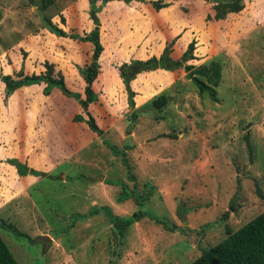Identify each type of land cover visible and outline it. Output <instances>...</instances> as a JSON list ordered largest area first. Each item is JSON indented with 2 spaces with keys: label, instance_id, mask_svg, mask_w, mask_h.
<instances>
[{
  "label": "rangeland",
  "instance_id": "374dc122",
  "mask_svg": "<svg viewBox=\"0 0 264 264\" xmlns=\"http://www.w3.org/2000/svg\"><path fill=\"white\" fill-rule=\"evenodd\" d=\"M74 1L44 6V0H0V73L16 77L21 70L40 73L46 61L68 63V88L84 97L76 65L90 62L91 44L61 39L44 23L45 16L53 17L60 26L63 15L64 29L86 32L94 20L89 0L88 7L79 0V17L70 13L69 21L63 10ZM178 4L179 11L156 12L162 43L175 39L181 55L173 50L172 56L178 59L196 39L197 58L189 64L221 63L218 101L201 92L183 68L171 72L174 81L160 85L156 82L168 79V70L142 72L135 78L141 89L136 106L164 91L168 103L144 107L135 123L125 87L104 89L100 82L99 100L90 111L104 136H89L87 123L70 119L78 122L75 130L83 140H90L76 153L75 144L62 146L59 138L61 128L69 126V102L75 116L82 112L74 97L63 91L45 95V84L7 96L0 79V234L20 264H189L224 240L229 229L264 211V0H246L241 12L219 21L206 19L214 12L207 0ZM119 9L120 17L128 10ZM82 11L86 19L79 21ZM124 17L109 14L107 42L114 26L128 30ZM185 24L187 37L186 27L177 33ZM155 53V47L137 54L107 47L102 77L115 78L109 68L115 61L117 68L126 58ZM12 158L50 175L28 183L8 161ZM138 213L139 220L121 232L115 218L128 221Z\"/></svg>",
  "mask_w": 264,
  "mask_h": 264
},
{
  "label": "trees",
  "instance_id": "16d2710c",
  "mask_svg": "<svg viewBox=\"0 0 264 264\" xmlns=\"http://www.w3.org/2000/svg\"><path fill=\"white\" fill-rule=\"evenodd\" d=\"M44 6L51 3L53 0H44ZM112 0H103V4L98 6L97 0H89L91 12L98 13L102 10L103 5ZM129 4L135 0H122ZM150 3L157 11L173 5L177 0H136ZM212 3L213 13H209L207 20H225L230 14L241 12L246 6V0H207ZM2 11L0 10V17ZM61 16V22L66 24V19ZM45 28L60 37H67L83 42H90L92 45V55L90 62L84 66L76 65L81 76L83 77L84 97L81 92L72 91L68 88L65 74L53 62H45V70L40 73L24 74L21 70L17 76L12 74L0 73V79L5 83L7 96L11 95L15 90L34 84H45L44 94L49 95L54 88L63 91L64 94L74 97L82 107V112L76 114L75 121L85 122L89 128L98 134L100 137L104 136V130L98 124L96 117L90 111V105L99 100V95L94 89V83L102 72L101 56L105 50L104 44L101 40V20L98 15L94 20L95 26L83 34L68 31L59 26L53 21V17L44 18ZM175 39L168 42L162 53L152 55L147 59L132 58L128 61L122 62L117 66L119 76L121 77L125 91L127 93L128 107L131 111L129 119L132 117L134 122L141 116L144 107L154 106L163 108L168 103L167 91L162 92L148 100L141 107L136 106L135 97L137 92L132 88L131 82L142 72L155 71L158 69L173 71L183 68L186 71L188 78H195L194 81L198 85L201 92L209 93L213 101H218L217 87L221 83L222 65L216 60L210 61L209 64H202L195 66L189 64L188 61L196 59L195 50L197 40L193 39L183 52L182 56L175 59L172 56L174 50ZM26 55V52H24ZM247 147L250 151V156L253 154V145L247 136ZM13 164L20 176L34 175L46 176L50 175L48 172L37 170L30 167L27 163H23L18 158L8 160ZM134 177V176H133ZM142 214H135L129 220L125 221L116 217L117 226L121 232H124L135 221L139 220ZM224 240L203 251L202 255L193 260L189 264H264V211L256 216L254 219L243 225L237 230L229 229ZM0 264H20L10 250L7 242L0 234Z\"/></svg>",
  "mask_w": 264,
  "mask_h": 264
},
{
  "label": "crops",
  "instance_id": "0c3cea01",
  "mask_svg": "<svg viewBox=\"0 0 264 264\" xmlns=\"http://www.w3.org/2000/svg\"><path fill=\"white\" fill-rule=\"evenodd\" d=\"M146 1H150V0H146ZM179 1L180 0L174 1L173 5H171L170 7L165 8V9H172L173 12L175 11V9L178 10L179 9V4H178ZM87 2H88V0H83L84 6L88 7V3ZM78 3H79V0H76V1L72 2L71 4H69L63 10L64 13H66L65 16L68 18V20H69V17L67 15L70 14V13H71L70 16H72V14H73V15H76L75 16L76 18H77V16L79 17V15H78L79 13H77L79 10H77V9L80 6H79ZM119 8L128 9L127 11H123L124 15H122V16H125L124 19H126V20L129 19L128 30H126L128 33H126V31L121 33L120 29L118 27L114 26L113 30H111V33H110L112 35V38H111L110 41L107 42L106 37L104 35V27L106 25V21L105 20L108 19L109 14H111V16H113V18L117 17L118 20L122 19L121 18L122 16L120 17V13L121 12L120 13L118 12L120 10ZM156 12H157V10L150 3L136 1V0L132 1L129 4L125 3L122 0H112V1L108 2L107 4H105V6L103 7V10L101 11V13H98V16H99V18L101 20V23H102V26H101V40H102V42L104 44L105 50L107 49V47H110L111 50H114L116 52H120V51L133 52V51H135V54H137L141 50H151L152 47H155L156 48V53L155 54H151V56L152 55L159 56L162 53L165 45L162 43L161 29H160L161 27L157 23L158 19H157V13ZM82 19H86V15H85L84 11H82V14L80 16L79 21H81ZM89 25L90 26H89V28L86 29V31H90L95 26L94 20ZM131 25H134V27H131ZM60 26L64 27L63 23ZM187 26H188V24H185L184 26H181L180 27L181 29L179 28V31L177 33L182 31L186 27V31H184L185 32L184 35L187 37V35L189 33V31H187ZM67 27H69L68 24H67ZM66 38L67 37H61V39H66ZM67 39L69 41H71L72 43L79 42V40H74V39H71V38H67ZM173 55H175V56L181 55V51L177 50L176 46H175V50L173 52ZM131 56L134 57L135 55L133 54ZM149 57H150V55L147 56V58H149ZM137 58H139V57H137ZM129 59L130 58H126L125 60H129ZM140 59H143V58L140 57ZM65 61H68V60L65 59ZM71 61L72 60H70V62ZM117 63L118 62L115 61L114 65H113V63H111L109 65V68L113 67V70L116 73L115 74L116 75L115 78L112 77L110 79L108 76L107 77L106 76L102 77L104 71L101 72V74L99 75L98 79L94 83V89L96 88V86L100 85V82H102L101 87L104 88V89L105 88L112 89V90H114V88H117V90H119L120 88L124 89V84H123V81H122L121 77L119 76L118 69L116 67H114L115 64H117ZM64 65H67V66H64ZM70 65H74V64H70ZM56 66H57V69H61L64 74H66V72H65L66 68L69 67L68 63H63L61 65L56 64ZM102 69H104V68L102 67ZM70 70H71V72H75L74 68H72ZM158 70H163V69H158ZM151 72H154V71H151ZM171 72L172 71H168V79L166 78L165 81L160 80V81L156 82V84L160 85V84H165V83H169V82L174 81L173 80L174 79V74H172ZM26 73H28V72H26ZM145 73H150V72H145ZM107 79H110L111 82H106ZM138 79L133 80L132 87H133V89L135 91L141 92V89L138 90L135 87L136 86V82L138 81ZM40 85H42V84H34L33 87H36V86L40 87ZM84 85H85V83H84ZM40 89H42V88H40ZM43 90H44V88H43ZM143 91H144V89H143ZM60 93H61V90L58 89V88H54L51 91V94H55L57 96H60L61 95ZM67 100H69V99L66 98L64 100V102L67 101ZM69 103H70L69 107L67 108V110L65 112L66 116L68 117V119L65 121V123L66 124L69 123V126L65 125V126H63L61 128V130L59 132V138H60V140L63 141L62 146H69L71 144H75L79 148L76 151V153H77V152L81 151L83 148H85L90 143V140L89 141L83 140V138L81 136V132L75 130V127L76 128H80V126L77 124L78 122L76 124H75V122H70V119H74L75 114H74L73 102L70 101ZM141 103L143 104L144 101H142ZM90 133L93 135L92 137H95L97 135L91 129L89 130V132H87V134L90 136ZM76 153H73L72 155L75 156ZM20 160L23 162L22 159H20ZM23 163H26V162H23ZM29 165L31 167H34V168L39 170V168L37 166H35L34 164L30 163ZM24 177L27 178L26 182L31 183V184H33L34 182H36L38 180V177H36L34 175H27V176H24ZM103 179H105V178H103Z\"/></svg>",
  "mask_w": 264,
  "mask_h": 264
},
{
  "label": "water",
  "instance_id": "95a60500",
  "mask_svg": "<svg viewBox=\"0 0 264 264\" xmlns=\"http://www.w3.org/2000/svg\"><path fill=\"white\" fill-rule=\"evenodd\" d=\"M91 14H92V18L95 20V19H96V14H95V12H92ZM194 79H195V78H194ZM102 179H103V177H102Z\"/></svg>",
  "mask_w": 264,
  "mask_h": 264
}]
</instances>
